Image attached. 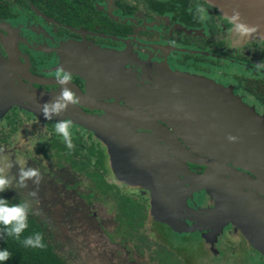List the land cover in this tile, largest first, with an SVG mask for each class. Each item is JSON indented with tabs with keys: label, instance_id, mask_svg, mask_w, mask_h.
Segmentation results:
<instances>
[{
	"label": "flooded vegetation",
	"instance_id": "flooded-vegetation-1",
	"mask_svg": "<svg viewBox=\"0 0 264 264\" xmlns=\"http://www.w3.org/2000/svg\"><path fill=\"white\" fill-rule=\"evenodd\" d=\"M58 66L71 72L68 86L79 102L49 119L40 106L59 91ZM177 74L200 80L176 84ZM232 101L256 112L264 140V38L236 31L207 0H0V146L25 137L46 159L58 157L47 179L40 176L42 191L60 181L90 208L96 191L110 196L119 214L109 237L121 235L120 247L133 239L139 253L148 249L149 264H264V143L255 149L242 136L249 148L234 149L233 139L217 137V117L230 114ZM81 113L101 121L103 139L75 121ZM63 117L72 120L71 149L54 130ZM147 117L183 148H173L162 128L145 127ZM217 160L246 176L224 172ZM185 163L200 181L181 173ZM81 175L92 179L93 191L78 190ZM11 184L12 195L28 197L26 185ZM171 209L188 229H172L178 219ZM173 234L180 246L168 242ZM118 254L115 264H139L131 250L127 261Z\"/></svg>",
	"mask_w": 264,
	"mask_h": 264
},
{
	"label": "rangeland",
	"instance_id": "rangeland-1",
	"mask_svg": "<svg viewBox=\"0 0 264 264\" xmlns=\"http://www.w3.org/2000/svg\"><path fill=\"white\" fill-rule=\"evenodd\" d=\"M22 125L23 127L26 126L23 131L27 132L30 126L28 124L24 125V122H22ZM8 129L9 127H2V130L8 131ZM9 139V144L2 143V146H0V174L8 176L11 183L18 184L19 169L35 167L39 170L40 176L47 179L46 174L49 173L50 166L54 165L52 160L58 157L51 154V161L46 159L47 154L44 155L38 147L33 145L32 149L29 148L28 140L25 137L19 138L17 141L12 136ZM64 168L67 169V167ZM68 169L73 177L78 175L71 168L68 167ZM62 171L65 173V170ZM96 178L98 177L96 176ZM79 179L78 190L83 193L94 190L95 185L92 179L85 177V175H81ZM75 180H78V178L74 177ZM64 182L71 184L69 181ZM41 184L40 181L38 184L33 183V180L29 178L26 183L28 190L25 191L28 197L24 199L29 200L33 210L39 212L44 219L54 226L57 239L62 246V249L59 247L60 252L67 257L69 264H115V251H119L122 254V260L127 261V254H125L127 249L136 255L139 264H149L148 255L150 253L148 249L145 248L139 253L134 242H132L133 239L130 240L131 242L127 241L125 247H120L117 239L121 238V235H117V239H114L115 234L109 237L110 233H115L114 228L117 225L116 220L119 214L115 202L110 196H104L96 191L90 208V206L83 203L84 199L74 191H63L60 181L56 182V187H50L44 191H42ZM122 188L126 189L125 187ZM32 189H35V196L31 195L30 190ZM189 191H192V189L190 188ZM191 194L190 197H192ZM183 198V205L187 206L186 198ZM69 202L70 204H68ZM93 211L97 212L94 216L91 215ZM183 223L188 224L184 220ZM145 235H148L147 232ZM149 236L151 237L150 234ZM167 239L169 243H174L176 246H180L183 242V239L177 235L174 236V234L172 236L167 235ZM187 244L193 246L190 242ZM185 248H188V246ZM121 254L118 255L121 256ZM238 259L241 258H236V260Z\"/></svg>",
	"mask_w": 264,
	"mask_h": 264
},
{
	"label": "water",
	"instance_id": "water-1",
	"mask_svg": "<svg viewBox=\"0 0 264 264\" xmlns=\"http://www.w3.org/2000/svg\"><path fill=\"white\" fill-rule=\"evenodd\" d=\"M213 5H215L224 15L228 16L229 18L231 17V14L234 9H238L240 12V17L239 19L243 21L247 25H253L255 26V31H252L250 33H254L258 36H261L264 38V0H207ZM193 76V75H192ZM191 75H176L171 77L173 80L172 82L177 83H184L186 86H192L195 87L197 85L196 80H200V78L192 77ZM173 84V83H172ZM175 84V85H176ZM174 85V84H173ZM10 97H13L14 100H17V93H9ZM243 104V103H242ZM238 105V106H237ZM246 105L243 104H238L236 101H232L228 105V110L230 111V114L228 116H224V118H221L219 115L217 117V129L219 133L217 137H226L229 138V135H233L236 137L233 141H231V145L235 149L236 147H241L243 149L254 147L255 149L261 148L264 140L262 139V126L263 122L259 118L253 114H256L251 108L250 110L245 107ZM118 105L113 104L111 107V110H118ZM76 122L89 127L90 129H93L99 137H102V135L99 133V125L100 122L97 118L85 115L84 113L78 115V117L75 118ZM147 122L151 121V125L144 124L145 127H150L154 131H156L157 127L162 128L161 132L162 134L169 139L171 142V146L173 148H177V146L182 149V145L179 143L178 139L175 137L173 133H171L168 128H165L164 126H161L159 122L156 121L155 118H144ZM224 127L230 128L232 127V130L225 131ZM159 129V128H158ZM160 130V129H159ZM160 132V131H159ZM242 136H246L249 138V146L248 145H243L241 146V139ZM254 136L255 139H254ZM261 137V138H260ZM232 143H236V145H233ZM254 143V144H253ZM188 151V150H187ZM186 151V152H187ZM176 153V152H175ZM257 154V152H256ZM112 158V155H111ZM169 159H172L171 157H168ZM217 168H221L224 172L230 173L231 175H236L239 178H243L246 176V172L237 170L236 168L230 167V166H223L222 162L217 160ZM256 164H258V167L260 168L259 165V160H255ZM176 164V163H174ZM207 165L210 166L209 163H206ZM182 165V164H180ZM211 169L213 167H210ZM216 168V169H217ZM181 173H183L187 178L193 180V181H200L199 179L203 176L197 175L194 173L192 170L188 168L186 163L181 166ZM203 181V180H202ZM183 183V182H182ZM182 186L184 184H181ZM207 188V187H206ZM208 189V188H207ZM184 201V198H183ZM182 201V204H183ZM172 208V206H171ZM156 213V212H155ZM160 214V213H158ZM170 217L177 218L178 216L172 209L169 211ZM157 218V217H156ZM158 220L164 219L163 217H158ZM163 221V220H162ZM170 221V220H169ZM178 222L180 224H178ZM171 227L172 229L176 231H182L186 230L188 228L183 226V221L182 219H178L176 222H171ZM177 223V225H176Z\"/></svg>",
	"mask_w": 264,
	"mask_h": 264
},
{
	"label": "clouds",
	"instance_id": "clouds-1",
	"mask_svg": "<svg viewBox=\"0 0 264 264\" xmlns=\"http://www.w3.org/2000/svg\"><path fill=\"white\" fill-rule=\"evenodd\" d=\"M197 12L203 17L205 9L203 6L198 7ZM240 12L238 9H234L230 20L233 22L236 31L241 33H248L255 31V26L247 25L239 19ZM260 65L257 64V68ZM55 79L58 83L59 91L56 95L49 100H45L41 103L40 110L44 117L52 118L53 116L60 115L68 106L69 103L76 104L79 102V97L76 95L75 90L68 86V82L72 81L71 72L58 66L55 72ZM72 120L70 117H63L56 120L54 130L60 136L67 147L71 149L73 147L72 142ZM229 139H236L235 136L229 135ZM31 178L33 183L38 184L40 179V172L35 167H25L19 169L17 180L20 186H24L27 180ZM12 187L11 180L8 176L0 174V192L6 188ZM31 195L35 196V189L30 190ZM30 211L29 200H19L17 202H9V199L0 196V225L4 227L0 229V239H3L6 235L20 237L21 232L28 226V214ZM25 246L42 248L45 246L42 239V233L39 231L33 232L23 237L21 241ZM12 253L7 247H0V264L8 260Z\"/></svg>",
	"mask_w": 264,
	"mask_h": 264
},
{
	"label": "trees",
	"instance_id": "trees-1",
	"mask_svg": "<svg viewBox=\"0 0 264 264\" xmlns=\"http://www.w3.org/2000/svg\"><path fill=\"white\" fill-rule=\"evenodd\" d=\"M0 196L9 199V202L21 200L12 195L7 189L0 192ZM4 226L0 225V229ZM47 222L30 209L28 214V226L21 232L20 237L6 235L0 239V247H7L12 255L3 264H69L57 249L52 238V233L47 228ZM42 233L45 246L42 248L25 246L21 241L23 237L33 232ZM174 264V263H171Z\"/></svg>",
	"mask_w": 264,
	"mask_h": 264
}]
</instances>
